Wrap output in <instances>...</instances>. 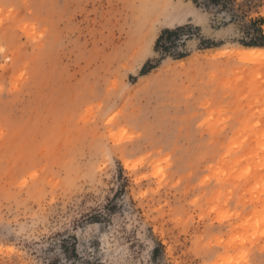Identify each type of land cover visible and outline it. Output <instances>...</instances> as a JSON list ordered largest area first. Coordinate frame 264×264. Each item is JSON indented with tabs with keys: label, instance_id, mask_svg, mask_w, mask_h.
I'll return each mask as SVG.
<instances>
[{
	"label": "rangeland",
	"instance_id": "rangeland-1",
	"mask_svg": "<svg viewBox=\"0 0 264 264\" xmlns=\"http://www.w3.org/2000/svg\"><path fill=\"white\" fill-rule=\"evenodd\" d=\"M0 264H264V0H0Z\"/></svg>",
	"mask_w": 264,
	"mask_h": 264
},
{
	"label": "trees",
	"instance_id": "trees-1",
	"mask_svg": "<svg viewBox=\"0 0 264 264\" xmlns=\"http://www.w3.org/2000/svg\"><path fill=\"white\" fill-rule=\"evenodd\" d=\"M191 28L190 25H181V26H177L175 28H166L164 30L161 31L160 35L158 36V38L155 41V50L157 51H161L163 53H166L170 50V46H168L167 44H162L161 41L163 39L165 40H169L172 36H178L181 32H185L186 30L188 31ZM245 45H252V46H261L263 45L262 43H258L256 40H250L248 43H245ZM178 56H183V54H181V52H177ZM142 72H144L142 70Z\"/></svg>",
	"mask_w": 264,
	"mask_h": 264
},
{
	"label": "bare ground",
	"instance_id": "bare-ground-1",
	"mask_svg": "<svg viewBox=\"0 0 264 264\" xmlns=\"http://www.w3.org/2000/svg\"><path fill=\"white\" fill-rule=\"evenodd\" d=\"M259 51H261L260 48H251L250 50H246V55L249 57H252L254 55H257L259 53Z\"/></svg>",
	"mask_w": 264,
	"mask_h": 264
}]
</instances>
